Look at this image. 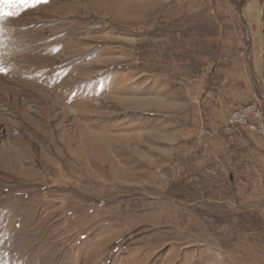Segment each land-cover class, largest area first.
Instances as JSON below:
<instances>
[{
  "label": "rangeland",
  "instance_id": "obj_1",
  "mask_svg": "<svg viewBox=\"0 0 264 264\" xmlns=\"http://www.w3.org/2000/svg\"><path fill=\"white\" fill-rule=\"evenodd\" d=\"M9 11L0 264H264V191L202 141L234 58L264 109V0H0Z\"/></svg>",
  "mask_w": 264,
  "mask_h": 264
},
{
  "label": "crops",
  "instance_id": "obj_2",
  "mask_svg": "<svg viewBox=\"0 0 264 264\" xmlns=\"http://www.w3.org/2000/svg\"><path fill=\"white\" fill-rule=\"evenodd\" d=\"M242 61L234 58V68L226 69L225 72L228 74L226 78L221 79L218 84V88L225 89L228 96V102L225 104H209L203 109L205 116V136L202 141L208 142L205 152H209L213 159H219L224 165V170L227 172V168H230L231 160L234 161V172L236 175H242L244 162L249 163L250 166L245 169L246 174L251 175V192L254 196L252 199L257 201L260 198L259 191H264V182L260 183L261 175L264 176V140L260 138L254 130L251 128H244L241 131H234L230 128L228 123V117L233 110L243 108L253 103V96L250 91H243L244 89V72ZM241 67V68H239ZM230 80V81H229ZM240 80V82H236ZM247 87V86H246ZM247 94L246 99H235L236 95ZM230 98V100H229ZM235 99L236 103H232ZM196 111V110H194ZM261 116L264 119V109L261 110ZM200 116L194 112L193 118L197 120ZM251 124H258V120L252 117ZM200 143V140H194V143ZM249 169V170H248ZM241 181V180H240ZM242 186V181L240 182ZM264 198V194L261 195Z\"/></svg>",
  "mask_w": 264,
  "mask_h": 264
},
{
  "label": "built area",
  "instance_id": "obj_3",
  "mask_svg": "<svg viewBox=\"0 0 264 264\" xmlns=\"http://www.w3.org/2000/svg\"><path fill=\"white\" fill-rule=\"evenodd\" d=\"M252 117L258 120V124H251ZM228 123L230 128L236 132L244 128H251L264 140V119L254 104L233 111L229 116Z\"/></svg>",
  "mask_w": 264,
  "mask_h": 264
},
{
  "label": "snow or ice",
  "instance_id": "obj_4",
  "mask_svg": "<svg viewBox=\"0 0 264 264\" xmlns=\"http://www.w3.org/2000/svg\"><path fill=\"white\" fill-rule=\"evenodd\" d=\"M48 0H3V3L7 5L9 8H15L23 11L24 9L34 8L37 4H46ZM18 15L15 11H9L6 13H0V18L4 16H16ZM6 69L4 67H0V73H4Z\"/></svg>",
  "mask_w": 264,
  "mask_h": 264
}]
</instances>
